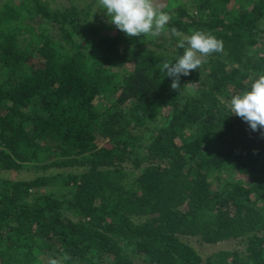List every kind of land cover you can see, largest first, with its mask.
Returning <instances> with one entry per match:
<instances>
[{
    "label": "trees",
    "instance_id": "1",
    "mask_svg": "<svg viewBox=\"0 0 264 264\" xmlns=\"http://www.w3.org/2000/svg\"><path fill=\"white\" fill-rule=\"evenodd\" d=\"M67 1L0 7V170L49 172L0 178V264H264V129L228 107L264 74V0L180 3L158 37ZM196 30L222 49L173 89Z\"/></svg>",
    "mask_w": 264,
    "mask_h": 264
},
{
    "label": "clouds",
    "instance_id": "2",
    "mask_svg": "<svg viewBox=\"0 0 264 264\" xmlns=\"http://www.w3.org/2000/svg\"><path fill=\"white\" fill-rule=\"evenodd\" d=\"M108 22L128 37H158L167 30L170 14L158 10L154 0H98ZM175 35V28L171 29ZM180 47L183 55L174 62L163 63L162 70L173 78L171 87L179 88L181 76H188L201 65V57L222 49V42L211 34L196 30L187 36ZM231 115H236L248 124L252 131L264 129V74L258 75L248 90L234 95L228 103ZM71 258L67 254L61 258H50L48 264H66Z\"/></svg>",
    "mask_w": 264,
    "mask_h": 264
},
{
    "label": "rangeland",
    "instance_id": "3",
    "mask_svg": "<svg viewBox=\"0 0 264 264\" xmlns=\"http://www.w3.org/2000/svg\"><path fill=\"white\" fill-rule=\"evenodd\" d=\"M53 8H56L58 6L66 5L68 2L67 0H48ZM189 0H154V5L158 8L160 11H164L166 9H169L173 6H176L180 3H185ZM75 3L80 4L84 6L87 4L91 7V18H90V24H92L95 27H100L105 23H108L109 27H115L114 25L110 24L108 22V18L103 10H100L99 2L98 0H74ZM2 5V0H0V7ZM190 92L193 93L194 89H190ZM39 169V166H31L28 167L20 172L16 171H1L0 170V178L10 179V180H32L36 178L37 176H41L44 174H47L49 172H43V171H37ZM50 192H55L57 194H61L60 190L58 189H50ZM185 242H187L189 245H191L203 258H207L217 252L225 251V250H232L235 248H238V243L232 242H226V243H220L217 245H206L202 243L198 238L194 237H184Z\"/></svg>",
    "mask_w": 264,
    "mask_h": 264
}]
</instances>
